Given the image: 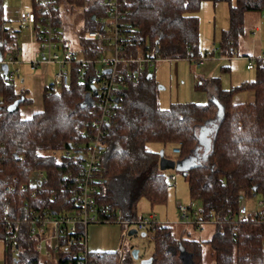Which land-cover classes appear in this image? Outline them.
Wrapping results in <instances>:
<instances>
[{
    "label": "trees",
    "instance_id": "1",
    "mask_svg": "<svg viewBox=\"0 0 264 264\" xmlns=\"http://www.w3.org/2000/svg\"><path fill=\"white\" fill-rule=\"evenodd\" d=\"M204 1L228 3V27L222 29L215 52L230 58L243 33L244 13L264 12V0H120L119 57L156 53L161 59H186L199 48L197 13ZM57 2L66 13L81 9L84 24L74 29L78 44L75 57L92 62H72L68 86L48 94L44 87L40 108L28 117L20 115L19 107L31 99L15 93L12 79L2 81L6 73L0 69L3 264H137L129 252L87 250L83 258V226L59 234L60 246L51 260H40L35 249L40 237L30 232L32 216L43 218L76 210L73 183L66 175L83 166L88 132L96 114L94 60L100 52L86 32L97 26L92 17L98 18L105 11L103 0ZM61 10L56 15L62 21L63 33L67 24ZM5 22L4 0H0V54L15 57L18 31L9 29ZM34 29L36 33V26ZM255 70L253 80L228 89L221 86L219 77L198 79L196 90H211L205 102L172 103L165 109L158 105V88L149 69L138 84H129L116 93L112 121L103 132L93 211L103 220L117 211L122 218H134L138 199L143 197L152 206L166 202L165 171L169 169L161 170L159 152L148 148L149 143H158L179 147L174 160L195 156L193 165L180 172L202 218L214 220L207 239L191 237L186 229L173 230L170 222L149 225L145 232L153 241L150 264H206L205 246L212 264H264V220L246 204V200L264 201V68ZM239 91L251 92L252 99L233 102V95ZM16 100V107L9 110ZM202 127L210 128L211 146L206 153L202 148L195 153ZM35 171L42 172L45 180L32 178ZM8 184L14 188L9 193L4 191ZM242 202L248 210L240 220L238 207ZM184 225L197 230L195 225Z\"/></svg>",
    "mask_w": 264,
    "mask_h": 264
},
{
    "label": "built area",
    "instance_id": "2",
    "mask_svg": "<svg viewBox=\"0 0 264 264\" xmlns=\"http://www.w3.org/2000/svg\"><path fill=\"white\" fill-rule=\"evenodd\" d=\"M31 6L23 8L18 19L24 24L33 27L32 31L37 42L38 59L33 57L28 63L31 69H35L39 64H56L57 71L54 74L52 83L45 86L46 93H50L59 87H66L69 84L70 65L72 62H92L89 59L76 58L75 53L78 48L77 37L74 39L76 46L66 39L61 32V20L56 15L60 12V6L57 0H30ZM105 11L96 18L97 26L86 32V37L94 39L97 43V49L102 54H111V57L104 56L94 60V73L97 75L98 85L93 100V109L95 117L93 118L88 132V147L85 153L83 166L75 173L66 175V180L73 183V202L75 203V212L60 213L53 216H44L39 218L34 215L29 219L30 232L38 234L40 237L35 245L38 253H43L46 257L53 256L59 248L58 238L62 231L75 232L77 226L86 227L90 223L101 221H117L128 228H135L137 231H145L152 223H169L167 221L159 222L153 214L148 216H139L134 218H122L121 213L117 211L116 215L109 219H101L93 211L95 195L97 193L96 181L99 169V163L102 158L104 140L103 132L105 126L112 121L113 107L115 105L116 93L129 84H138L141 75L149 68L153 67L156 62L162 60L156 53L148 55H139L130 59L119 57L122 50L120 44L121 21H120V0H103ZM62 11V10H61ZM264 16V12H262ZM36 26V33L34 27ZM19 50V49H18ZM80 50V49H79ZM82 50V49H81ZM216 49L211 53L198 48L195 53L188 55L186 58L189 62L201 65L212 56H215ZM17 54V53H16ZM212 55V56H211ZM226 58V57H224ZM229 58V57H228ZM245 67L248 70L264 68V53L259 57H246ZM17 61L15 57L7 55L2 57L1 64H7L6 75L2 81H8L19 77V69L16 67L10 71L9 65ZM122 66V69L119 67ZM109 70L108 72L105 70ZM172 152L178 154L179 147H173ZM68 155L69 152L66 151ZM41 180H45L42 172H39ZM173 175L170 180H174ZM16 181V179H14ZM21 189L23 185L19 186ZM13 186L8 184L4 187L5 192H12ZM247 205L242 202L238 207V217L243 219L247 212ZM254 210L260 219L264 220V201L257 199ZM179 221L181 224H192L201 229L204 224H212V218L204 219L202 214L196 208L194 202L189 205H179ZM18 222V221H17ZM48 238L49 243H43V239ZM13 250V246H11ZM83 258H86L87 247L85 245V234L83 238V249L80 251Z\"/></svg>",
    "mask_w": 264,
    "mask_h": 264
},
{
    "label": "rangeland",
    "instance_id": "3",
    "mask_svg": "<svg viewBox=\"0 0 264 264\" xmlns=\"http://www.w3.org/2000/svg\"><path fill=\"white\" fill-rule=\"evenodd\" d=\"M231 2L234 3L235 0H231ZM202 4L197 13L199 18V48L211 53L219 44L222 29L225 30L228 27L229 6L224 1L216 3L204 1ZM28 6H31L30 0H4L5 25L9 29L18 31L19 50L16 54L17 61L10 64L9 69L12 71L17 67L19 69V77L13 78L11 84L15 93L24 94L25 97L31 99L30 103L22 104L19 107V113L23 117L30 116L40 108L42 90L45 86L52 83L54 74L58 69L56 64H39L35 69L30 68L28 62L33 57L38 59L37 42L32 31L33 27L24 24L18 19L19 12ZM62 15L63 22L67 24V27L63 29V34L67 40L76 46L74 39L77 34L74 29L76 27L79 29L84 24L83 17H81V9L70 10L67 13L62 11ZM262 53H264V16L262 11H247L244 13L243 33L238 38L235 53L229 59L220 62L227 63L230 66L231 72L225 78H230L231 87L255 78L257 70L245 69V58L259 57ZM104 56L111 57L112 55L102 54L100 59ZM218 56L219 54L216 53L215 58ZM196 66V64L189 62L187 59H162L155 63V67L149 68L154 74L157 88L158 86L162 87L158 88L157 93L159 107L165 109L172 103L205 102L207 100L203 94L194 90L196 75L201 70V68ZM252 96L249 91H239L233 95V102L249 101ZM148 148L157 152L164 149L166 157L171 159H176L177 157V154L172 152L173 146L171 144L162 147L158 143H149ZM165 172L168 181L166 202L152 206L147 199L142 197L136 203L135 215L139 217L154 214L159 222H170L173 230L186 229L190 231L191 237L207 239L213 231L211 224H204L201 229L193 230L189 226L178 223V206H187L192 201L188 191V184L180 170L169 169ZM170 175L175 177L173 181L169 179ZM38 177L39 172H33L32 178ZM254 202L246 200V204L249 207H255ZM129 229L130 227L128 228L126 225L114 220L90 223L86 227L85 235L87 250L89 252L118 251L131 254V250L136 248L138 250V259L135 262L139 264L141 259L151 256L153 241L148 233L142 236L140 234L141 231L128 235ZM42 241L44 244L50 242L48 238H44ZM39 258L40 260H51L54 257L48 258L43 253H40ZM204 260L206 264H212V258L207 246L204 247Z\"/></svg>",
    "mask_w": 264,
    "mask_h": 264
},
{
    "label": "water",
    "instance_id": "4",
    "mask_svg": "<svg viewBox=\"0 0 264 264\" xmlns=\"http://www.w3.org/2000/svg\"><path fill=\"white\" fill-rule=\"evenodd\" d=\"M93 18V17H92ZM2 59V56L0 54V61ZM1 68L3 70L4 73L7 72V64L2 63L1 64ZM105 71H109L108 69ZM158 88H162L161 86H158ZM96 94V88L93 87V95ZM117 97L114 99L115 103L117 102ZM18 103V100H16L13 104H11L8 109L9 110H13L16 105ZM90 104H92V101H90ZM210 133V128L208 127H202L199 130V134L197 136V142H198V146L195 148L194 152L196 153L199 149H203L204 153H206L211 146V139L208 136ZM195 160V156L191 155L185 158H182L180 160H174L171 158H168L166 156H164L163 154V150L159 151V167L161 170H166V169H176V170H186L188 168H190L193 165V162ZM254 195V194H253ZM137 230L135 228H130L128 230V235H133L136 234ZM140 234L142 236H145L146 232L145 231H141ZM131 255L132 258L134 260L138 259V250L136 248L131 250ZM152 261V257H147V258H143L139 261V264H150Z\"/></svg>",
    "mask_w": 264,
    "mask_h": 264
},
{
    "label": "crops",
    "instance_id": "5",
    "mask_svg": "<svg viewBox=\"0 0 264 264\" xmlns=\"http://www.w3.org/2000/svg\"><path fill=\"white\" fill-rule=\"evenodd\" d=\"M202 3H204V2H202ZM201 5H203V4H201ZM254 54H256V53H254ZM215 56H216V54H215ZM215 56H214V58H213V56L210 57L209 59L204 61L203 64L196 66L197 68H201L199 74L196 75V78H197L196 81L198 79H202V78L219 77L221 86L225 89H228L232 86V84H231L230 78H225V77L228 76V73L230 74V72H231L230 66L227 63H220V62L222 60H226L229 58H224L221 56H218L215 58ZM153 67H155V65ZM245 69H246V67H245ZM153 78H154V74H153ZM194 90H196V89L194 88ZM196 91L198 93L203 94L206 98H208L209 93L211 92L210 89L196 90ZM3 251H4L3 242L0 240V264H3Z\"/></svg>",
    "mask_w": 264,
    "mask_h": 264
}]
</instances>
